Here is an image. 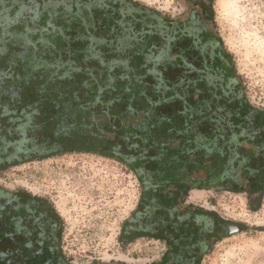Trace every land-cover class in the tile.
Instances as JSON below:
<instances>
[{
	"label": "trees",
	"instance_id": "1",
	"mask_svg": "<svg viewBox=\"0 0 264 264\" xmlns=\"http://www.w3.org/2000/svg\"><path fill=\"white\" fill-rule=\"evenodd\" d=\"M210 14L212 22L215 21L214 9L210 10ZM62 18L63 16L33 22L36 38L26 53L27 59L24 57V62L12 64L8 54L5 51L0 52V172L30 160L46 159L66 153V150L47 143L54 141L52 137L64 124L66 114L70 113L72 118L78 119L68 126L75 129L78 128V122L83 121L87 115L90 114L93 118L94 114L107 113L106 110L115 109L117 106L130 108L131 101L138 97L145 101L143 109L171 110L163 119L167 125H182L181 137L184 139L179 142L181 147L177 145L176 149H172L168 144H151L150 149L158 150L159 153L148 157L141 153L146 149L135 144L138 149L136 157H130L129 154L120 155L123 163L128 159L132 160L127 166L138 174L142 173L145 165L147 166V160L154 159L155 163L151 164L149 169L152 172L151 179L155 176L153 183L156 187L143 192L138 209L124 223L119 241L128 244L140 237H156L170 241L174 235L182 240L172 244L178 254L183 255L182 249L187 245H203V248L195 253L196 258L191 263L200 264L203 254L220 240L217 238L209 242L214 230L208 226L217 216L197 206H184L185 202L194 189L210 190L217 185H226L227 191L248 195L251 211L255 212L261 208L264 198V111L253 107L244 97V101L239 105L236 103L226 109L227 115H232L226 117L230 121L225 123L222 120L221 126L217 128L214 113L205 107L199 109L192 101L188 74L182 72L181 78H178L173 73V68L149 67V48L124 49L123 52H127L124 53L126 58L123 60L108 59L107 56L112 51L106 52L102 48L109 47L110 41L89 37L91 41L85 42L84 34L75 28L78 21ZM48 27L54 30L51 32L47 30ZM54 31L57 34H53ZM13 33H17L16 29ZM49 35L58 36L55 39L60 43L51 48L42 46V37L47 42ZM69 38L73 44H66ZM102 43H105L103 47H95ZM36 45L37 48H34ZM136 50L143 51V54L140 53L144 58L141 56L138 59L139 52H135ZM46 56L56 61H48ZM122 61L124 64L120 65ZM151 75L154 78L152 83L146 80ZM42 79L45 86L39 85ZM63 80L66 86L58 84V81ZM28 81H37L36 87L29 93L31 90H27L26 86ZM76 82L77 86L80 84V87L87 88L92 95L91 99L87 101L76 91H71L69 85L76 87ZM46 92L50 93V99L45 106L42 96ZM114 115L112 117L116 119V114ZM51 117H54L53 122ZM57 117L61 119L60 124L50 132V136H44L47 141L42 140L43 137L38 136L37 131L46 128L45 125L49 122L56 123ZM108 125L110 127L104 130L105 135L110 133L108 130L114 129L119 134V140L122 136L127 139L125 133H129V128H124L121 124L117 126L115 121L108 122ZM224 125L227 130L231 125L237 131L229 129L227 132ZM190 134L195 137L191 139ZM191 141L197 142L192 149L189 147ZM20 142L24 146L17 147L16 144ZM186 144L189 145L184 146ZM111 148H107L108 151ZM127 149H131V146ZM115 154L108 153L104 156ZM22 194L28 200L26 204L32 208L36 219L42 220L45 217L48 221L50 218L54 220L53 223H47L46 235L49 236V242L41 246V251L30 241L19 245L14 242L13 224L6 222L0 226L3 231L1 236L6 240L4 244L12 248L14 246V250L6 254L0 252V264H69L61 250L62 222L53 204L44 197L25 192ZM5 195L8 198L13 197L12 203L10 199L6 202V208L13 209L16 214L15 210L20 207L17 194L0 190V197ZM3 205L0 204V215ZM183 206L191 213L179 210ZM132 220L137 221L132 223ZM192 221L198 222L199 229L191 228ZM159 225L161 226L158 227ZM33 227L35 226L28 228V234H35L36 231L30 230ZM154 233L160 235L154 236ZM201 252L203 253L200 254Z\"/></svg>",
	"mask_w": 264,
	"mask_h": 264
},
{
	"label": "rangeland",
	"instance_id": "2",
	"mask_svg": "<svg viewBox=\"0 0 264 264\" xmlns=\"http://www.w3.org/2000/svg\"><path fill=\"white\" fill-rule=\"evenodd\" d=\"M137 1L172 16L183 11L185 2ZM13 8L5 0H0V52L5 51L15 64L27 59L26 53L36 38V21L21 20L22 11ZM214 12V32L230 56L241 92L253 107L264 111V0H214ZM14 29L17 33L12 34ZM53 34L57 33L54 31ZM56 37L49 35L47 42L42 37V46L51 48L57 45L60 41ZM70 39L66 44H73ZM135 52H139L138 59L144 58L143 51ZM45 59L56 61L48 56ZM146 80L152 83L154 78L151 75ZM43 82L44 79L40 80L39 85L45 86ZM78 82L76 87L69 85V88L88 101L92 98L91 93L86 87L77 86ZM32 83L28 81L26 85L27 90H31L28 93L36 87L37 81ZM58 84L66 86L64 80ZM43 97L50 98V93H44ZM135 102L140 101H134V105ZM142 105L143 102L139 104ZM52 127L41 128L37 131L38 136H50ZM22 145V142L16 144L17 147ZM0 190L29 193L44 197L53 204L61 218V250L69 264H156L161 262L165 253V243L155 239L140 237L128 244L119 241L124 223L139 207L141 187L131 168L117 159L90 152H69L30 160L0 172ZM9 199L12 203L13 197H0V204H6ZM186 201L188 205L203 208L226 222L245 228L237 234L224 236L208 248L200 264H264V231H260L264 230V198L261 208L255 212L250 210L246 193L194 190ZM10 215L11 211L8 217ZM2 225L3 215L0 216ZM2 233L0 230V252L6 254L14 250V246L4 244L6 240ZM9 234L13 237L11 232Z\"/></svg>",
	"mask_w": 264,
	"mask_h": 264
},
{
	"label": "flooded vegetation",
	"instance_id": "3",
	"mask_svg": "<svg viewBox=\"0 0 264 264\" xmlns=\"http://www.w3.org/2000/svg\"><path fill=\"white\" fill-rule=\"evenodd\" d=\"M5 1L6 4L14 6V11H22L21 17H19L21 20H48L61 16H63L62 19H72L69 21L77 20L78 23H76L75 28L79 33L84 34L85 42L91 41L89 37L110 41L109 47L102 49L106 52L112 51L107 58L113 61H121L126 58L124 53L127 51L123 52L124 49L149 48L148 65L150 64L156 69H160L161 66L168 69L173 68V73L178 78H181L182 72L188 74L187 77H189L191 83L192 101L199 109L205 107L206 110L214 113V121L218 123L217 128L221 126L222 120L225 123L230 121L226 117L232 115H227L226 109H229L233 104L237 103L239 105L240 102L244 101L245 95L241 92L237 78L234 76L230 56L225 52L220 37L214 32L215 21L212 22L210 18V10L214 9V0H185L184 9L177 16L151 8L137 0H58L54 4L51 2L52 0ZM28 11H30V14ZM23 12L26 13L23 14ZM47 30L51 31V28L48 27ZM103 44L105 43L95 47L101 48L104 46ZM122 64H124L123 61L120 65ZM42 99L43 104L46 106L50 98L42 96ZM134 101L140 102H135L134 105ZM141 102L145 103L142 97H138L131 101L130 108L121 107L120 109L106 110L107 113L94 114L93 118L89 114L83 118V121L78 122V128L75 129L68 126L73 125L78 119L72 118L70 113L66 114L67 118L64 120V124L58 128V133L52 137L54 141H47L45 137L42 140L66 150V153L90 152L101 156L116 153L110 157L121 162L120 155L129 154L128 156L133 158L137 156V145L146 149L141 153L148 157H154L159 153L158 150L152 151L150 149L151 144H154V146L158 143L159 145L168 144V147L172 149L180 146L179 142L184 139L181 137L183 133L182 125H167L163 119L171 110L143 109L139 106ZM124 106L126 107L125 104ZM112 113L116 114V119L112 117L115 116ZM53 119L54 117L50 118L51 121ZM111 119L116 122V125L121 124L124 125V128H129V133H125L126 140L123 136L119 140V134L114 129L108 130L110 133H106L107 135L104 134V130L110 127L108 122H114ZM60 121L61 119L57 117L56 123L50 124L49 122L45 126L46 128L53 126L51 131L53 132ZM223 127L227 132L229 129L233 132L234 130L237 131L231 125H229L228 130L225 125ZM193 137L195 136L190 134V138ZM196 143V141H191L190 145L186 144L184 146L189 145L192 149L196 146ZM128 146H131V149H127ZM107 148H111V150L108 151ZM130 162L132 160L128 159L125 163L127 165ZM146 162L147 166L145 165L141 174L131 169L141 187L139 203L145 190L156 187V184L153 183L155 176L151 179L152 172L149 169V166H152L151 164H154L155 160H147ZM193 174L195 173H190V175ZM227 188L226 185L212 187L215 190H226ZM17 196L20 207L15 210L16 214H14L13 209L7 210L6 204L3 205L0 215H3V224L6 222L13 224L15 229L14 242L20 245L30 241L41 251V246L49 242V239H47L49 236L46 235L48 233L47 223H53L54 220L47 214V217L51 220L48 221L45 217L42 220L36 219L32 208L26 204L28 200L22 193L17 194ZM3 198H6V195ZM187 205L186 201L184 206ZM184 206L179 210L190 214L191 212ZM10 211L12 216L8 217ZM217 218H214L211 225L208 226V228L214 230V234L210 235L209 242L217 238L221 239L224 236L229 237L232 234H237L241 232L238 230L240 227L244 228L239 224L226 222L218 216ZM136 221L132 220L131 222L136 223ZM171 221L173 220L171 219ZM32 226L35 227L30 230L36 232L35 234H28V228ZM197 226L198 222H191V228H194V230L199 229ZM153 235L159 236L160 234L154 233ZM147 238L155 239L166 245L162 260L157 264H191L196 258L195 253L203 248V245L190 247L185 244L187 246L182 249L184 252L182 255L176 253L172 245L174 242L180 243L182 241L177 236L172 235L170 241L159 240L156 237Z\"/></svg>",
	"mask_w": 264,
	"mask_h": 264
},
{
	"label": "water",
	"instance_id": "4",
	"mask_svg": "<svg viewBox=\"0 0 264 264\" xmlns=\"http://www.w3.org/2000/svg\"><path fill=\"white\" fill-rule=\"evenodd\" d=\"M238 230H240V231H243V228H242V227H240Z\"/></svg>",
	"mask_w": 264,
	"mask_h": 264
}]
</instances>
